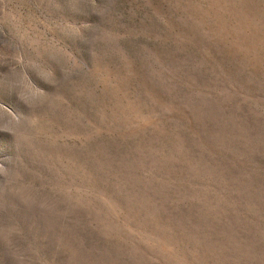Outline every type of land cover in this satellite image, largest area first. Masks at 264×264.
<instances>
[{"label":"rangeland","instance_id":"obj_1","mask_svg":"<svg viewBox=\"0 0 264 264\" xmlns=\"http://www.w3.org/2000/svg\"><path fill=\"white\" fill-rule=\"evenodd\" d=\"M0 264H264V0H0Z\"/></svg>","mask_w":264,"mask_h":264},{"label":"snow or ice","instance_id":"obj_2","mask_svg":"<svg viewBox=\"0 0 264 264\" xmlns=\"http://www.w3.org/2000/svg\"><path fill=\"white\" fill-rule=\"evenodd\" d=\"M25 95L26 96H30V97H34L35 93L32 92L30 88H28V89L25 90Z\"/></svg>","mask_w":264,"mask_h":264}]
</instances>
